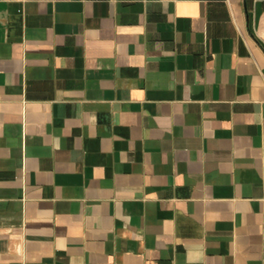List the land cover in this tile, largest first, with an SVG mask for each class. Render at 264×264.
<instances>
[{
	"label": "crops",
	"instance_id": "1",
	"mask_svg": "<svg viewBox=\"0 0 264 264\" xmlns=\"http://www.w3.org/2000/svg\"><path fill=\"white\" fill-rule=\"evenodd\" d=\"M0 264H264V0H0Z\"/></svg>",
	"mask_w": 264,
	"mask_h": 264
}]
</instances>
